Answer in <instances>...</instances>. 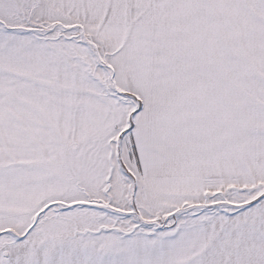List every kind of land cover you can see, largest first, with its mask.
Wrapping results in <instances>:
<instances>
[{"label":"snow or ice","instance_id":"snow-or-ice-1","mask_svg":"<svg viewBox=\"0 0 264 264\" xmlns=\"http://www.w3.org/2000/svg\"><path fill=\"white\" fill-rule=\"evenodd\" d=\"M0 264H264V0H0Z\"/></svg>","mask_w":264,"mask_h":264}]
</instances>
